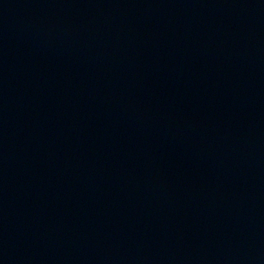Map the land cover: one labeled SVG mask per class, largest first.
Listing matches in <instances>:
<instances>
[{
    "label": "water",
    "instance_id": "95a60500",
    "mask_svg": "<svg viewBox=\"0 0 264 264\" xmlns=\"http://www.w3.org/2000/svg\"><path fill=\"white\" fill-rule=\"evenodd\" d=\"M0 264H264V0H0Z\"/></svg>",
    "mask_w": 264,
    "mask_h": 264
}]
</instances>
